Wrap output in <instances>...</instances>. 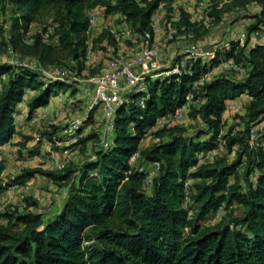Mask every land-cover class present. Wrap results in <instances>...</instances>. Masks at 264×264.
Instances as JSON below:
<instances>
[{"label": "trees", "instance_id": "trees-1", "mask_svg": "<svg viewBox=\"0 0 264 264\" xmlns=\"http://www.w3.org/2000/svg\"><path fill=\"white\" fill-rule=\"evenodd\" d=\"M167 1L0 0V3L9 2L22 12L12 20L7 46L47 67L58 65L63 53L78 64L82 62L87 11L101 8L106 14H122L139 33H144L151 30L154 12ZM263 2L243 0L246 5ZM49 9L54 12L53 38L57 45L46 44L42 33L26 42L31 25ZM252 18L248 34L264 30V13ZM195 25L198 24L184 17L179 27L186 30ZM223 52L226 58H232L247 70L244 78L220 73L193 91V84L219 64ZM5 76L8 80H3ZM0 85V147L9 144L16 132L15 117L25 91L35 93L27 103L30 115L48 106L57 88L73 91L71 85L43 80L25 67L10 64H0ZM190 94L202 101L199 108L194 107L192 115L202 119L205 130L196 137L186 135L180 127L153 133L159 141L143 149L141 156L147 163H159L160 171L147 193L143 187L146 174L131 166L130 160L156 120L184 106ZM242 95L252 98L243 114L236 116L242 129L235 131L237 126H232L224 134L226 106ZM262 122L264 45L253 46L247 40L241 46L239 40H232L217 52L209 66L197 60L191 74L152 82L144 110L134 104L117 110L113 146L93 153L95 159L86 161L74 185L71 173L58 175L41 170L24 171L11 183L0 184L1 195L11 185L24 184L36 173H43L58 185L69 187L62 210L47 222L42 215L22 214L15 224L24 225L21 232L1 230L0 264H264V151L249 144L252 127ZM54 129L44 134L49 140L59 131ZM219 136L226 142V151L237 152V158L230 164L220 158L192 172L196 156L214 150ZM94 139L90 134L76 145L86 147ZM5 170L6 163L1 159L0 183ZM189 176L201 181L194 185L196 214L190 220L183 206L182 182ZM222 205L226 206V215L218 224L203 228L202 224ZM234 207L241 212L226 222ZM0 218L10 221L7 214H0Z\"/></svg>", "mask_w": 264, "mask_h": 264}, {"label": "built area", "instance_id": "built-area-1", "mask_svg": "<svg viewBox=\"0 0 264 264\" xmlns=\"http://www.w3.org/2000/svg\"><path fill=\"white\" fill-rule=\"evenodd\" d=\"M210 1L214 0H202L200 3L201 11L193 13L190 11L193 1L168 0L154 12L151 19V30L144 33H139L122 14H106L104 13V9L101 8L91 9L87 11L88 26L85 32L86 49L80 64L73 62L70 67L60 69L56 65L44 67L37 61L35 64L34 61L28 60V62H23L20 65L31 69L37 68V70L46 73L49 72L54 80L71 85L75 95L67 101H70L71 104L79 103V107L87 112V114L92 115L94 118L101 117L105 120V127L101 131L99 138L102 149L107 150L114 144L116 135L115 119L117 110L121 106L134 104L141 110H144L146 108L149 86L152 82L162 81L173 75L191 74V67L197 60H201L205 65L209 66L212 59L214 60L216 58V52L203 53L199 47L186 44L180 50V59L176 65L173 68H164L166 59V55L164 54L165 46L171 39L178 35V27L184 17L188 18L193 24L209 23L211 21L209 16L210 10L207 9L206 2ZM254 5L252 6L253 9L258 4ZM262 12L264 13V11H260V13ZM52 36L51 28L43 34V41L46 44L55 46L57 45V41ZM245 37L243 35V39ZM243 39L240 41L241 45L244 42ZM246 39L253 46L264 45V30L254 31L248 34ZM8 51L9 54L15 55V50L12 46H8ZM93 70H97V73L90 76V72ZM226 71H233L244 76L247 72L245 68L237 65L232 58L221 60L220 57L219 64L203 74L193 84L192 90H199L201 86L211 81L215 75ZM30 93L32 92L29 90L25 91L22 98L20 106H24V109L21 108L17 113L18 115L16 114V128L20 125L38 128L44 122L57 115V112L54 115L51 113L49 106L43 107L30 115L27 109V103L30 101ZM245 100H238L236 103L229 102L226 106V113H243L247 105L252 101V98L246 95ZM201 104V99L194 98V95L190 94L186 98L184 106L177 108L167 116L158 118L146 138L150 133L161 129L185 127V122L193 113L194 107L199 108ZM85 121L86 118H73L64 129L57 132L53 140L36 138L37 142L43 141L44 145L50 149L59 148L60 159L56 161V157H54V165L51 166L48 163L46 165L47 170L55 173L63 172L73 164L76 158L80 157V146L76 144L86 137L85 133L87 128H83ZM223 124H225L224 119ZM201 125L205 127L203 121ZM145 142V139L141 141L137 152L131 158V166L135 167L137 161L141 158V152L144 149ZM249 144L253 149L261 148L264 151V127L259 125L252 127ZM5 148L6 145L0 147V156ZM225 150L226 142L222 136H219L218 145L214 150L207 153H199L196 156V166L191 171L194 172L200 167L213 164L218 157H223ZM94 159L95 157L92 155L90 160ZM148 166V172L139 170L146 174L143 187L147 193L151 192L153 180L158 176L160 171V164L157 162L148 163ZM30 181L21 185H11L1 195L3 196L9 192L18 193L19 201L12 203L23 214L30 213V211H34L33 214L38 215H42L43 211L47 213V210L42 208L44 199L43 191L34 189L33 183ZM197 181L200 180L190 176L182 181L184 194L183 206L189 212V220L192 219L193 215L192 212L195 205L194 196L196 195L194 185ZM8 183V180L3 179L1 181V185L3 186ZM60 192L64 193L62 190ZM29 199L38 205V208L28 205L27 200ZM225 208V205L219 207L218 211L211 217L213 222L218 223L221 221L225 215ZM6 223L7 221L0 218V226Z\"/></svg>", "mask_w": 264, "mask_h": 264}, {"label": "rangeland", "instance_id": "rangeland-1", "mask_svg": "<svg viewBox=\"0 0 264 264\" xmlns=\"http://www.w3.org/2000/svg\"><path fill=\"white\" fill-rule=\"evenodd\" d=\"M137 1L141 2V0H137ZM191 1H193L192 3L193 6L191 5L190 7L189 5L190 11H192L193 13H197L201 11L200 3L202 2V0H191ZM254 4L252 3V4L246 5L243 3V0H214V1L206 2L207 9L210 10L209 16L211 18V21L207 24L201 23L195 26H191L186 30L185 29L180 30V27H178L179 29L178 35L175 36L173 39H171L165 46L164 54L166 55V59L164 62V68L166 67L173 68L176 65V63L180 59V50L182 46L186 44H191V45H195L199 47L203 53L216 52L217 54L218 51L224 50L223 42H227L230 40L231 41L239 40L240 42L242 41L241 39H243V35H245L246 37L243 39L244 42L241 45V46H244L243 44L246 43L245 40H247L246 38L248 36V26L253 22L252 17L254 16V14H259L260 11H264V2L261 4L259 3L257 7L253 9L252 6H255ZM21 13L22 12L18 10L16 7L11 6L9 2L0 3V64H10L12 66L25 67V66H21L20 64H23V62H28V60L34 61L36 64V61H37L36 59L25 56L17 51H15V55L13 56L9 54V51H8L7 42H8V39H10L9 29L11 27L12 20L16 18L18 15H20ZM53 21H54L53 10L49 9V10L43 11L39 15L37 21L34 24H32L31 27L29 28L28 34L26 36V42H31V39L35 34H38V33L44 34L46 29L52 28V33L54 36ZM219 45L221 46V49ZM59 58H60V62L56 66L59 67L60 69L65 68V67L66 68L70 67L74 62L73 59L70 56H68V54L66 53L60 54ZM224 59H227V58L224 56V52H223V55L221 56V60H224ZM25 68L39 74L40 77L43 78V80L56 81L52 78L49 72L46 73L44 71L37 70V68H33V69L28 68V67H25ZM96 73H97V70H93L92 72H90V76H93ZM3 80H8V77L5 76ZM55 92H56L55 97H58L57 99H60L63 102H66L69 98H73L75 95V94H72V92L74 93V91H71V89L69 88H57ZM241 114H238V113L232 114V115H229V118L224 119L225 120V127L223 130L224 134H227L228 130L232 126H237V129L235 131L242 129L240 125L241 121L240 119H237L236 117V116H241ZM76 117L86 118V121L83 123L84 125L83 128H87V131L85 133L86 134L85 138L89 137L88 134L90 133V134H93L96 137V139L89 142L88 145H86V147L83 145H80V157L84 160L82 165L78 167L71 165L66 171L56 173L58 175L71 173L72 178L70 181H73L72 185H74L78 181V178H79L78 172L83 167V165L86 163V161L90 159L93 153L102 149V146L100 144L99 135L101 131L103 130V128L105 127V120L101 117L94 118L92 115L87 114V112L83 111L79 107V103L71 104L70 101H67L64 106L63 112L58 111L56 116H54L53 118L43 123L39 128H30L28 126H24L23 128H21V131L19 132V134L22 137H26L28 136L26 134H30L31 137L29 138L30 140H33V141L38 137L42 140L43 139L48 140V137L44 135L46 132H53L55 131L54 128L58 130H62L67 126V124L73 118H76ZM53 122H56L57 124L52 125ZM201 122H202V119L199 116L194 117L191 114L185 122L186 126L180 127V128L185 130L186 135L191 136V137H196L197 135L200 134L202 130H205V127L201 125ZM153 133L154 132L150 133L149 136L145 138V140L148 141L147 148L151 147L153 144L159 141L154 136ZM205 139L206 137L202 138L201 140H205ZM34 143H35V146H37L38 155L40 156V158H42L41 160L43 162H39L40 159H35L33 157L35 154H33L31 155L33 158H27L28 159L27 161L31 164L26 169H24L22 172L35 171V170H41L44 173L51 172L47 170L46 165L48 163L51 166L54 165V162H55L54 157H56L55 154L59 153V148L57 147L52 148L50 149L51 151L50 153H46V148H49V147L44 145L43 141H40V142L36 141ZM23 154L25 153H22L21 157ZM221 158H224L226 163L230 164L237 158V152H234V151L225 152L224 151L223 157ZM218 159H220V157H218ZM75 168H78V170H75ZM135 169L137 170L141 169V170H144V172L146 171L148 172L149 170L148 163L144 160L142 156L137 161V164L135 165ZM242 169L243 168H241V170ZM19 175L20 174H17L16 176L15 175L12 176V179H9L8 177L6 178V180L8 179V182L11 183ZM36 175L42 178L41 181H46V179H49L55 182L54 180H52V178H49L47 175L43 173H36ZM199 182L201 181H197L195 184H198ZM58 186L59 187L58 189H56L55 194L60 196L61 193L59 190L62 187H67V186L66 184H61ZM33 187L34 189L42 190L43 193L52 192V191H49L48 187H46L44 183L34 182ZM15 194L17 195L16 196H13L12 194L7 195V196L0 195V214H4V216L7 214V216L10 219V221H8V223H6L5 226L0 227V232L1 230H6V231L9 230V232L11 231V232L19 233L24 228V225H15L17 216H21L23 214L21 211H19L18 207L12 203L15 197L19 199L18 193H15ZM44 201H45V194H44L43 202ZM27 203L28 205L33 206L34 208H38V205L33 203L30 199L27 200ZM42 208L44 210H47V213H45L44 211L42 213V216L44 217V222H47L48 220H50L51 218L55 216L53 215V217H50V219H48L47 217L53 213L48 211L49 208L45 209L43 206ZM230 211H231V216L227 215V217L225 218L226 222H230V219L233 217V215H236V213L239 212V208L234 207ZM33 212L30 211V213L32 214ZM192 213H193L192 218H194L196 213L195 211H193ZM26 214H29V213H26ZM225 215H226V212H225ZM216 224L218 223L213 222V219L209 218L207 219V221H205L202 224V227L203 228L210 227Z\"/></svg>", "mask_w": 264, "mask_h": 264}, {"label": "crops", "instance_id": "crops-1", "mask_svg": "<svg viewBox=\"0 0 264 264\" xmlns=\"http://www.w3.org/2000/svg\"><path fill=\"white\" fill-rule=\"evenodd\" d=\"M230 42H231V40L227 41V42H223V43L225 45L226 43H230ZM219 47L221 49L220 45H219ZM223 73L235 75L238 78H244L243 74H237L233 71H226ZM34 95H35V93H33V92L30 93L29 99H31ZM57 98L58 97L52 98L50 104L48 105L49 109L53 115L56 114V112H58V111H62L64 109L65 104H66V102H61V100L57 99ZM245 98H246V95H242L241 97H239L235 101H232V103H236V101H238V100L246 101ZM21 108L24 109V106L19 105L18 110H20ZM17 115H16V117H17ZM229 115H232V114H228L225 112L223 114V119L229 118ZM53 124H57V123L53 122L52 125ZM24 126H26V125H23V126L20 125L19 127L16 128V132H15L11 142L8 145H6L4 152L1 153L0 157L6 163V170H5V173L3 174L4 180H6V178H8V177H9V179H12V176H14V175L16 176L17 174H21L22 171L24 169H26L31 164L27 161L28 160L27 158H33L34 157L35 159H40L39 162H43L41 160L42 158H40V156L38 155L37 146H35V143H34V142H36V139L34 141L30 140V138H29V137H31L30 134H26V135H28L26 137H22L19 134V132L21 131V128H23ZM259 126L264 127V122H262ZM89 135H90V133L88 134V136ZM147 147H148V141H146V143L144 145V149H146ZM50 152H51L50 148H46V153H50ZM225 152H226V150H225ZM22 153H25V154H23L21 157ZM27 153H29V154H27ZM33 154H35V155L32 157L31 155H33ZM55 156H56V158H55L56 161H58L60 159V154L59 153L55 154ZM83 161L84 160L81 157H78L74 160L72 166L78 167V166L83 164ZM75 170H78V168H75ZM76 174H78V173H76ZM41 179L42 178L40 176L36 175L34 178L31 179L30 182L31 183H34V182L35 183H38V182L44 183V185L46 187H48L49 191H52L51 193H47V192L45 193L44 192L45 201L42 203V206L45 209L49 208L48 210L53 213L47 217L48 219H50V217H53V215L58 214L62 210L64 203H65L67 196H68L69 187L68 186L62 187L59 191L62 190V191H64V193L60 192L61 195L59 196V195L55 194L56 189H58V187H59L56 182H53L49 179H46V181H41ZM47 181H49V182H47ZM38 187H39V185H38ZM15 193L16 192H9V193H6L4 196L11 195V194L13 196H16L17 194H15ZM17 201H18V199L15 197L13 199V203H16ZM239 212H241V209H239Z\"/></svg>", "mask_w": 264, "mask_h": 264}]
</instances>
